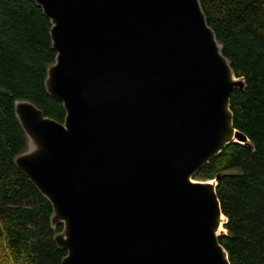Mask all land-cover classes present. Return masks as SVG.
Wrapping results in <instances>:
<instances>
[{"label":"water","instance_id":"1","mask_svg":"<svg viewBox=\"0 0 264 264\" xmlns=\"http://www.w3.org/2000/svg\"><path fill=\"white\" fill-rule=\"evenodd\" d=\"M51 23L48 95L14 110L18 169L50 202L61 264H230L213 180L194 176L227 145L243 90L199 0H35Z\"/></svg>","mask_w":264,"mask_h":264},{"label":"trees","instance_id":"2","mask_svg":"<svg viewBox=\"0 0 264 264\" xmlns=\"http://www.w3.org/2000/svg\"><path fill=\"white\" fill-rule=\"evenodd\" d=\"M208 26L243 90L230 96L234 127L251 146L231 143L196 180L219 175L216 193L227 218L219 237L230 264H264V0H199ZM51 23L35 0H0V264H61L66 251L55 236L53 209L18 169L27 139L16 100L34 104L63 123L62 103L45 88L55 62Z\"/></svg>","mask_w":264,"mask_h":264}]
</instances>
